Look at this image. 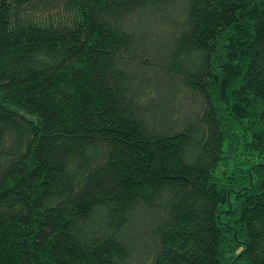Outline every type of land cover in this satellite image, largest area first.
<instances>
[{"label":"trees","instance_id":"obj_1","mask_svg":"<svg viewBox=\"0 0 264 264\" xmlns=\"http://www.w3.org/2000/svg\"><path fill=\"white\" fill-rule=\"evenodd\" d=\"M0 264H264V0H0Z\"/></svg>","mask_w":264,"mask_h":264}]
</instances>
